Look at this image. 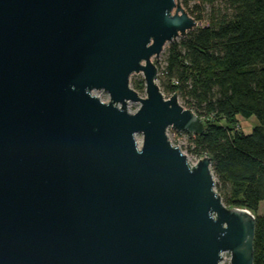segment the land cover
Returning <instances> with one entry per match:
<instances>
[{
  "label": "water",
  "instance_id": "obj_1",
  "mask_svg": "<svg viewBox=\"0 0 264 264\" xmlns=\"http://www.w3.org/2000/svg\"><path fill=\"white\" fill-rule=\"evenodd\" d=\"M198 24L180 0H0V264H255V215L168 135L204 120L153 57Z\"/></svg>",
  "mask_w": 264,
  "mask_h": 264
},
{
  "label": "trees",
  "instance_id": "obj_2",
  "mask_svg": "<svg viewBox=\"0 0 264 264\" xmlns=\"http://www.w3.org/2000/svg\"><path fill=\"white\" fill-rule=\"evenodd\" d=\"M201 2L210 5L207 19L203 4L183 1L199 24L169 46L158 83L203 118L201 134L186 133L189 148L211 157L224 202L255 215L254 263L264 264V214L257 213L264 200V0ZM239 115L258 124L245 133Z\"/></svg>",
  "mask_w": 264,
  "mask_h": 264
},
{
  "label": "rangeland",
  "instance_id": "obj_3",
  "mask_svg": "<svg viewBox=\"0 0 264 264\" xmlns=\"http://www.w3.org/2000/svg\"><path fill=\"white\" fill-rule=\"evenodd\" d=\"M182 3L184 0H180ZM189 1V4L190 6H193L195 4H200L202 5L203 3L201 2V0H188ZM218 2V6L220 5H224V0H217ZM204 5V11H203V14L205 16V19H207V14L208 12L210 11V5L208 4H203ZM181 36L175 38L174 40L172 41H169L165 44L164 46V49L163 51L161 52V54L158 56V60H157V57H153V61L156 65L159 66L158 68V77L160 76L161 74V69L166 65V53H167V49L169 48V46L177 41L179 42L181 40ZM140 80H144V75L142 72L140 73H133L131 75V78H130V85L131 87H133L134 89H137L136 88V83L139 82ZM139 94L141 96H145V89H137ZM95 93L104 101H108L110 99V95L107 91L105 90H95ZM164 95L166 97H169L167 94L164 93ZM179 102L184 105L185 107H188L187 105H189L185 99H183L182 97L179 96ZM139 103L138 102H133V101H130L129 104H128V107L131 111H135L138 107H139ZM258 124V120L256 118V116H252L250 118H244L243 116L239 115L238 116V128L239 130H242L243 132L245 133H249L253 126ZM137 139L139 141V144L141 145L142 144V139H143V135L141 133L137 134ZM172 141L175 142L177 145H179L181 147V149L187 154V157H188V160L190 163L194 164L196 163L198 160H199V157L193 153L190 148H189V138L188 137H184V138H181V139H177L175 140V138H173V136L171 137ZM213 170V169H212ZM214 173V172H213ZM215 176V183L218 185H216V189L217 191L219 192L218 189H221L223 187V184L219 181V179L217 178V176L214 174ZM225 190L227 188H224ZM221 191V190H220ZM258 214H264V202L260 204V207L257 211ZM223 264H230V252H225L224 253V259L222 261Z\"/></svg>",
  "mask_w": 264,
  "mask_h": 264
},
{
  "label": "built area",
  "instance_id": "obj_4",
  "mask_svg": "<svg viewBox=\"0 0 264 264\" xmlns=\"http://www.w3.org/2000/svg\"><path fill=\"white\" fill-rule=\"evenodd\" d=\"M186 133L187 132H185V131H180V130H177V129L172 128V127H170L168 129V135H169L170 139H171L172 136H173V138H175V140H177L178 138L181 139V138L187 137ZM171 141H172V139H171ZM173 143H175V142H173Z\"/></svg>",
  "mask_w": 264,
  "mask_h": 264
},
{
  "label": "crops",
  "instance_id": "obj_5",
  "mask_svg": "<svg viewBox=\"0 0 264 264\" xmlns=\"http://www.w3.org/2000/svg\"><path fill=\"white\" fill-rule=\"evenodd\" d=\"M263 202H264V200H263V201H261V203H263ZM261 203H260V204H261Z\"/></svg>",
  "mask_w": 264,
  "mask_h": 264
},
{
  "label": "bare ground",
  "instance_id": "obj_6",
  "mask_svg": "<svg viewBox=\"0 0 264 264\" xmlns=\"http://www.w3.org/2000/svg\"><path fill=\"white\" fill-rule=\"evenodd\" d=\"M138 134V133H137ZM137 134H136V138H137Z\"/></svg>",
  "mask_w": 264,
  "mask_h": 264
}]
</instances>
